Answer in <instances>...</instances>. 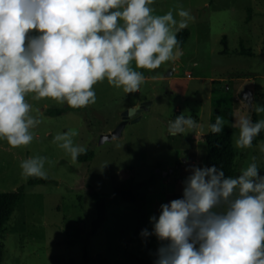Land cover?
<instances>
[{
	"label": "rangeland",
	"instance_id": "374dc122",
	"mask_svg": "<svg viewBox=\"0 0 264 264\" xmlns=\"http://www.w3.org/2000/svg\"><path fill=\"white\" fill-rule=\"evenodd\" d=\"M180 6L192 17L189 37L178 58L158 69H135L133 62L146 78L139 91L125 93L105 79L94 85L95 104L81 109L26 96L30 114L42 122L31 130L34 139L27 146L14 149L0 139V192L24 188L0 237V264H138L134 255L155 261L160 242L141 231H152L150 217H159L162 204L182 198L192 166L206 167L203 135L209 124L220 116L229 128L247 115L240 97L245 88L253 90L254 104L264 106V0H154L151 5L155 15L172 10L177 20ZM224 47L230 52L223 53ZM241 48L252 54L234 52ZM145 101L146 108L125 120L118 137L100 142L101 134L123 121L124 111ZM253 112L257 121L264 119V113ZM181 114L200 128L172 136L168 124ZM232 129L236 177L253 157L264 176V139L239 150L238 130ZM69 130L78 132L74 145L93 151L90 161L73 164L52 142ZM34 156L47 158L44 170L53 182L29 185L31 177L22 176L20 164ZM128 187L140 193L135 202L119 194Z\"/></svg>",
	"mask_w": 264,
	"mask_h": 264
},
{
	"label": "clouds",
	"instance_id": "9594fccd",
	"mask_svg": "<svg viewBox=\"0 0 264 264\" xmlns=\"http://www.w3.org/2000/svg\"><path fill=\"white\" fill-rule=\"evenodd\" d=\"M154 0H0V139L11 148L29 145L32 129L42 121L33 117L26 96L51 99L81 109L96 102L94 85L131 94L145 81L141 71L158 69L180 55L177 33L192 18L182 6L155 15ZM152 79H157L153 76ZM241 103L264 113L249 93ZM38 115L39 110L37 109ZM228 122L220 116L209 124L212 134ZM238 130L234 146L249 149L264 130V119L242 115L231 125ZM200 125L181 114L168 124L172 136L193 133ZM76 130L58 133L53 143L75 164L87 154L74 145ZM264 153V144L260 146ZM46 157L22 161L24 178L47 179ZM256 157L236 178H225L215 166H192L183 182L182 198L160 206L150 217L160 242L155 264H264V176Z\"/></svg>",
	"mask_w": 264,
	"mask_h": 264
},
{
	"label": "trees",
	"instance_id": "16d2710c",
	"mask_svg": "<svg viewBox=\"0 0 264 264\" xmlns=\"http://www.w3.org/2000/svg\"><path fill=\"white\" fill-rule=\"evenodd\" d=\"M189 30L187 28L179 31L177 33V39L181 42L180 48L183 47L187 38L189 37ZM225 41V38L222 39ZM230 52L228 47L223 48V53ZM237 53H246L252 54L251 50L241 48L240 50H234ZM177 116H174L175 119ZM252 120L253 122L257 121L256 114L252 111ZM203 139L205 141V165L207 167L215 166L218 169L222 170L225 174V178L233 177L236 178V169L234 165L235 151L233 147V129L232 127L223 128L222 132L219 134H212L210 131L203 135ZM264 139V130L253 140L256 142L257 140ZM94 156L92 150L87 149L86 155H80L78 157L79 161L88 162ZM49 182H53L52 178L47 176V179H38L31 177L28 181L29 185L36 184H46ZM94 199H96V207L98 212L101 213V205L99 204V199L96 192H92ZM119 194L123 199L131 202H135V200L140 195L139 192L135 191L133 188L128 187L119 191ZM24 198V188L20 187L14 191L9 192H0V237L2 235L5 223L10 219L12 213L18 207V205L22 202ZM101 221V215L99 214L98 218L95 221V226L99 225ZM84 255L87 257L86 245L84 246ZM1 256V250H0ZM134 260L138 264H155V261H151L149 259H145L140 256H133ZM157 256H155V260Z\"/></svg>",
	"mask_w": 264,
	"mask_h": 264
},
{
	"label": "water",
	"instance_id": "95a60500",
	"mask_svg": "<svg viewBox=\"0 0 264 264\" xmlns=\"http://www.w3.org/2000/svg\"><path fill=\"white\" fill-rule=\"evenodd\" d=\"M171 71H169L167 73V75H171ZM245 93H249L251 95V99H252V102H253V99H254V92L252 89L250 88H245L243 89L241 92H240V97L243 99L244 97V94ZM148 102L145 101V102H142L140 105L138 106H133V107H130L128 110L124 111L123 113V121L114 129L112 130L111 132L109 133H103L100 135V142L104 141V140H109V139H112L114 137H118L120 134H121V129L125 123V120L135 114V113H139L142 109H145L146 106H147ZM248 114L252 115V111H250V109L248 108ZM247 114V115H248ZM139 117H136L134 120H137ZM207 167V166H206Z\"/></svg>",
	"mask_w": 264,
	"mask_h": 264
},
{
	"label": "crops",
	"instance_id": "0c3cea01",
	"mask_svg": "<svg viewBox=\"0 0 264 264\" xmlns=\"http://www.w3.org/2000/svg\"><path fill=\"white\" fill-rule=\"evenodd\" d=\"M244 106V108H246V106L245 105H243ZM242 107V106H241ZM241 107H240V109H241ZM248 109V108H247Z\"/></svg>",
	"mask_w": 264,
	"mask_h": 264
},
{
	"label": "flooded vegetation",
	"instance_id": "af4514ba",
	"mask_svg": "<svg viewBox=\"0 0 264 264\" xmlns=\"http://www.w3.org/2000/svg\"><path fill=\"white\" fill-rule=\"evenodd\" d=\"M173 120H174V118L171 119V121H173Z\"/></svg>",
	"mask_w": 264,
	"mask_h": 264
}]
</instances>
